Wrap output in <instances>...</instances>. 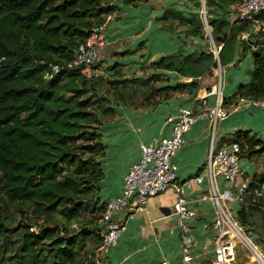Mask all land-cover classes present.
<instances>
[{
	"label": "trees",
	"instance_id": "1",
	"mask_svg": "<svg viewBox=\"0 0 264 264\" xmlns=\"http://www.w3.org/2000/svg\"><path fill=\"white\" fill-rule=\"evenodd\" d=\"M240 1L206 0L214 42L223 44L219 54L222 66L233 62L224 52L230 43H234L235 52L240 42L238 35L247 29L245 24L231 23L225 15L230 12L229 5ZM118 9L115 0H0V199L15 206L28 204L34 217L43 219L37 230H31L33 223L28 220L19 229L20 243H14L6 235L5 220L0 216V255L16 249L19 255L14 264H81L80 250L86 247L85 242L92 238L98 247L102 242V232L93 233L84 227L70 235L65 225L57 221L51 224L48 216L59 209L69 218L88 210L102 214L105 209L100 181L104 176L101 157L106 146L101 131L90 132L88 128L102 122L98 108L104 113L114 108L105 104L108 97L98 93L95 77H86L79 68L68 67V63L92 29ZM170 12L167 10L165 17L172 15L187 24L190 35L202 32L205 36L200 13L186 16L180 11ZM257 42L264 40L257 37ZM240 43L245 51L250 50L249 44ZM210 48L209 41L208 47L166 55L150 66L165 72L163 75L193 77L190 82H177L165 89L189 87L196 91L201 85L197 78L217 66ZM252 54L251 80L239 87L238 95L258 100L264 98V47L252 50ZM55 64L61 69L52 75ZM118 65L113 68L116 73ZM157 71L142 79L145 84L152 82L146 101L162 89L154 85L162 79V73ZM126 80L135 83L139 78ZM233 140L240 143L241 155L264 152V141L251 131H238ZM261 183L264 174L254 175L250 182L252 192ZM81 196L92 198L83 205ZM252 196L241 205L236 219L249 236L258 234V241H262L264 208L257 207ZM67 203L72 207L68 208Z\"/></svg>",
	"mask_w": 264,
	"mask_h": 264
},
{
	"label": "crops",
	"instance_id": "2",
	"mask_svg": "<svg viewBox=\"0 0 264 264\" xmlns=\"http://www.w3.org/2000/svg\"><path fill=\"white\" fill-rule=\"evenodd\" d=\"M138 1L140 0L132 2L115 0L119 9L107 17V24L103 29L108 43L101 50L99 67L116 78L121 76H125V79L148 78L149 75L147 76L145 72L154 71L150 66L152 61L166 55L183 53L189 37L194 38V35L187 32V24L181 23L180 19L172 15L165 17V13L169 10L171 14L175 10L190 16L189 13L196 12V9H193L196 7L195 0H145L151 4L153 11L144 19L139 8L134 11L131 7V4ZM238 3L229 5L230 12L225 13L231 23L236 19V17L233 19L232 12H237ZM130 12L132 15L138 13L139 16H128ZM150 30L151 34L147 37ZM156 30H160V33H154ZM167 36L170 38L169 41ZM153 37L155 45L150 53L148 40ZM193 42V50L203 46V41H199L198 38H194ZM238 47L245 52L243 45L238 42L235 54ZM131 52L141 56L138 58L139 61H134L131 66L115 60L118 55ZM239 61L233 58V62L226 65L229 72L223 78L222 95L232 106L217 128L215 134L217 148L225 147L234 141L233 138L238 131H251L264 141V105H256L253 99L238 95L239 87L250 82L247 66L240 65ZM116 65L119 73L113 69ZM157 72L162 73V78L163 76L167 78L154 83L155 87L162 88L160 91L154 92L148 101L145 94L136 99L134 96L124 94L117 100V104H111L114 109L107 113L101 123V140L106 146L101 157L104 176L100 181V197L104 202L121 195L124 177L129 167L140 159L142 143L149 144L171 136L175 117L182 107L192 106L196 111H204L215 104L214 95L208 96L206 103L196 100V97L205 95V85L216 83H210L214 78L211 73L204 79L210 84L204 86L201 84L196 91L189 87L174 91L171 88L165 89L167 86L176 85L172 79L187 83L192 81L193 77L179 76L176 73L174 74L177 77L169 73H166L167 76L163 75L165 73L163 71ZM151 84L152 82L150 86ZM143 92L145 93L144 90ZM209 148V119L200 118L186 132L184 145L172 157L181 179H187L203 171ZM258 148L259 146L256 147ZM240 165L249 180L254 175L264 174V152L248 156L246 153L241 155L240 151ZM239 181L238 178L237 182ZM210 184L209 179L205 178L203 182L186 191L187 205L195 215L185 220V228L179 226L177 215L173 211L177 196L172 190L149 197L144 210L122 211L116 218L126 217V228L121 233L118 244L107 254L102 255L101 260L104 264H158L164 260L175 264L182 257L183 240L186 238L190 242L193 255L191 264L212 262L215 259L216 239L212 224L217 216V207L213 199L205 198ZM214 185L221 194L233 190L231 183L222 175L214 177ZM226 206L236 218L241 204L233 195L226 202ZM254 235L258 241L259 235ZM252 241L254 242L253 239ZM258 242L260 243L254 242L253 245L264 259V240ZM255 255L257 256L253 246L240 241L235 245L231 264H263L261 259L260 263L256 261L258 256Z\"/></svg>",
	"mask_w": 264,
	"mask_h": 264
},
{
	"label": "built area",
	"instance_id": "3",
	"mask_svg": "<svg viewBox=\"0 0 264 264\" xmlns=\"http://www.w3.org/2000/svg\"><path fill=\"white\" fill-rule=\"evenodd\" d=\"M205 1V0H204ZM237 17L235 25H247L238 35L240 42H246L250 50H256L263 46L264 42H257V37L264 40V0H241L237 4ZM202 18L205 22V29L208 30L209 39L213 42V51L217 66L221 71L217 75L214 85L204 86L205 95L196 97L202 103L210 95L215 96L213 107L204 111H196L192 106L182 107L175 117L172 133L170 137L162 138L153 143H142L140 145V159L133 163L124 177L123 189L120 196L106 201L105 209L101 216L104 224L102 231V242L98 247V256L107 254L111 248L118 244L121 233L126 228V217L116 218L122 211L128 209L144 210L149 197L158 196L164 192L172 190L177 199L173 206V211L177 215V220L181 228L186 227L185 220L195 215V212L187 205L185 193L194 185L205 180L210 181V189L205 198L213 199L217 207V216L212 224L215 239V259L207 264H231L234 259L235 245L238 241L253 246L258 258L264 262L262 255L254 247L252 239L249 237L244 227L240 225L235 216L226 206V202L231 197L242 205L246 203V198L252 196V200L257 207L264 208V183L252 192L250 182L240 165V143L232 141L227 146L217 148L215 144V134L219 122L228 115L232 104H225L222 95L223 66L220 60V51L223 44H216L212 31L208 25L207 9L202 10ZM106 22L94 27L88 39L81 43L76 50L73 59L68 63L70 68H79L81 73L88 78L110 74L100 67H96L100 61L101 50L107 45L108 38L103 34ZM52 75L58 73L61 66H52ZM46 75V76H52ZM206 75V74H204ZM204 75L197 78L202 83ZM256 105H264V98L253 100ZM200 118H208L210 123V148L203 167V171L187 179H181L177 165L172 162V157L182 148L185 143V134L192 125ZM222 175L228 180L233 190L219 193L214 185V177ZM240 179L237 182V179ZM129 216V214H128ZM182 257L175 264H191L193 261L192 250L188 239H184ZM99 264H104L101 260ZM158 264H170L167 260ZM264 264V263H263Z\"/></svg>",
	"mask_w": 264,
	"mask_h": 264
},
{
	"label": "rangeland",
	"instance_id": "4",
	"mask_svg": "<svg viewBox=\"0 0 264 264\" xmlns=\"http://www.w3.org/2000/svg\"><path fill=\"white\" fill-rule=\"evenodd\" d=\"M195 1H196L195 2L196 7H194V8L192 7V8L196 9V11L198 13H200V15H202L204 0H195ZM205 6H206V0H205ZM126 7H129V6H126ZM131 7H132V9H134V11H137V9L139 8V11L141 12L143 19L145 17H147L153 11V7L151 6V4H149L145 0H140L135 4H131ZM232 13H233V19H234V17H237L236 11H234ZM128 16H139V15H138V13H133V15H132V13L130 12V14H128ZM201 19L205 25V22H204L202 16H201ZM208 25H209V27H211V25L209 23H208ZM210 30L212 31V28H210ZM154 33L158 34V33H160V30H156V31H154ZM150 34H151V30L147 34V37ZM203 35L204 34L202 32H200V34L194 35V38L195 39L198 38L199 41H203L202 44L205 47L209 46V41H210V43H211L210 49H213L212 40L207 39V37H209L207 29H205V36H204L205 38H203ZM189 38H190V40L187 41L186 48H184V51H183V53H185V54L189 53L194 48V46L192 45V43H194L193 42L194 38L193 37H189ZM167 40L168 41L170 40V38L168 36H167ZM154 41H155V37L148 40V44L150 46L149 47L150 53L152 52V49L155 45ZM237 51L238 52L235 54L234 43H230L228 45L226 51L224 52V56H226L230 60L233 58H236L237 61L240 60L239 61L240 65L243 64L245 67L247 66L248 74H249V77L251 80V70H253V68H254L252 50L248 49L245 52H243L240 49V47H238ZM233 52H234V55H233ZM135 54H136V52L118 55L115 58V60H118V62L123 63V64H129L128 66H131L134 61H139L138 58H141V56L139 54H137V55H135ZM99 65L100 64L98 63L96 65V67L98 68ZM230 68H232V67H230ZM106 70L108 71L109 67ZM153 70L154 71H146L145 74H147V76L148 75L150 76L152 73L157 71L154 68H153ZM220 71H221V68H219V66H216L212 69V72H210V73L212 74V76L214 78H213V81L210 83L216 82L217 75ZM227 72H229V69H227L226 66H223V71H222L223 78L226 77ZM206 76H207V74L204 75V78H203L202 83H201L202 86L205 84H210L208 81H204ZM163 77L164 78H162L161 80H167V78L165 76H163ZM118 79H123V80H125V82L124 83H121V82L117 83ZM112 81H114V82L112 83ZM172 81L175 84L177 83L176 79H172ZM94 82H98V87H99L98 93L108 97V101H106V103H105L106 105L117 104V100L122 98V96L124 94H127V96H128V94H129V96H132V97L134 96L135 97L134 99H136L138 96L142 97L143 94L148 95L152 90V88H151L152 84H151V86H150V83H149V85L145 84L143 82V80L141 81L140 79L137 80V82H135V83H131L130 80L125 79V76H121V78H116L114 76H111V78H109V77L108 78L95 77ZM114 86H118L119 88H117V90H116L114 88ZM143 90L145 91V93L143 92ZM138 101L139 100H137V102ZM98 112L100 114L99 115L100 120L104 121L103 119H105V117L107 116V113L106 112L104 113L102 108H98ZM101 123L98 121L95 124L91 125L88 129L90 130V132L91 131H99V130L101 131ZM219 125H220V122H219L218 126ZM91 198H92L91 196H81L80 197V199H82V201H83V205L87 204ZM67 207L68 208L72 207V204L67 203ZM0 216L2 218H4V220H5L6 235H9L10 238L14 240V243H20L21 232L19 231V229L26 226L28 224V220H31V222L33 223L31 230L39 229V225H41L43 222V219H38V218L34 217V214L32 213V208L28 204L15 206L9 202L6 203V202L2 201L1 199H0ZM101 216H102V214L99 212H96V211L92 212V211L88 210L86 212L78 213L77 215H75L72 218H69L68 216L64 215L61 212V210L59 209L57 211H52V213L48 216V218L50 219L51 224H54L57 221L58 223L65 225L67 227L69 234L74 235L78 232H81L84 229V227H88L87 229H89L90 231H93V233L102 232L104 229V224L101 222ZM37 219H38L37 222H33V220H37ZM257 229L258 228H256L255 232L258 233ZM249 237H251L254 240V242L260 243L255 239L254 235L249 236ZM238 242H240V241H238ZM85 243H86V247L81 248V250H80L81 264H99V261H101V258H100L101 256H98V242L96 240H93L92 238H90ZM18 255H19V253L16 249H10L8 252H3L0 255V264H14ZM43 257H44V255H41L40 259H43ZM256 261H259L258 257H257ZM258 263H260V261ZM29 264H31V263H29Z\"/></svg>",
	"mask_w": 264,
	"mask_h": 264
},
{
	"label": "water",
	"instance_id": "5",
	"mask_svg": "<svg viewBox=\"0 0 264 264\" xmlns=\"http://www.w3.org/2000/svg\"><path fill=\"white\" fill-rule=\"evenodd\" d=\"M203 4H204V5H203V10H204V9H206V6H205V1H204V3H203Z\"/></svg>",
	"mask_w": 264,
	"mask_h": 264
}]
</instances>
